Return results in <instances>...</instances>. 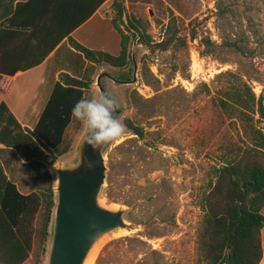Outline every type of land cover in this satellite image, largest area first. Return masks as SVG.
<instances>
[{
	"label": "rangeland",
	"instance_id": "1",
	"mask_svg": "<svg viewBox=\"0 0 264 264\" xmlns=\"http://www.w3.org/2000/svg\"><path fill=\"white\" fill-rule=\"evenodd\" d=\"M118 6L123 9L121 20ZM171 17L176 18L180 33L186 37L189 68L185 77L172 74L171 52H151L139 44L138 35L133 39V32L126 30L127 21H131L140 33L157 43ZM113 21L130 37L127 47L130 61L124 69L95 65L87 97L99 95L95 80L100 73H109L118 80H122L119 76L129 74L128 80H131L133 56L135 83L118 85L103 78L101 84L123 107L122 114L116 117L120 121L135 113L126 102L127 86L144 99H154L158 113L148 120L138 119L145 131L164 138L167 145L147 148L144 140H136L128 131L107 145L104 151L106 178L100 199L108 208L123 211L127 227L108 232L99 239V253L92 264H97L101 255L99 264H199L197 240L203 218L199 200L217 163L219 146L224 139L236 141L238 129L228 124L229 121H223L214 109L213 92L206 97L195 88L204 83L212 89L218 82L216 75L232 71L264 101V0H106L73 39L87 49L117 56L121 39ZM192 30L195 39L190 38ZM201 39H208L216 46L214 54L199 55ZM224 41L241 45L244 54L217 48ZM56 63L76 78L81 77L88 65L76 52L62 54ZM58 68V65L45 66L32 74L37 77L27 85L32 89L37 84L38 101L48 96ZM142 72L151 75L156 82L153 80V84L148 85L141 77ZM39 76L45 80L43 85L38 84ZM257 125L261 127V123ZM84 137L82 125L72 123L67 130L69 152L46 168L52 186L55 169L75 163ZM123 144L121 151L115 149ZM108 155L113 157L111 164ZM47 186L43 170L32 173V192H40ZM107 188L116 202L106 198ZM50 234L49 228L42 264L46 261ZM262 244L264 252V227Z\"/></svg>",
	"mask_w": 264,
	"mask_h": 264
},
{
	"label": "trees",
	"instance_id": "2",
	"mask_svg": "<svg viewBox=\"0 0 264 264\" xmlns=\"http://www.w3.org/2000/svg\"><path fill=\"white\" fill-rule=\"evenodd\" d=\"M105 1L0 0V83L3 76L11 77L38 66ZM117 12L121 20L122 7L118 6ZM113 27L121 39L117 56L87 49L69 39L70 47L81 54L88 65L80 78L67 73L58 75L33 130L21 129L7 107L0 103V145H4L6 151L14 150L18 161L24 162L20 163L24 171L43 170L48 180V186L42 191L22 194L6 178L0 164V264H42L54 207L53 186L46 168L69 152L67 130L70 125H81L70 117V110L77 100L89 95L95 65L124 69L130 61L127 50L130 37L122 33L115 21ZM126 30L133 32V39L138 35L139 44L151 52H171L173 75H188L186 37L180 33L176 18H170L157 43L140 33L131 21H127ZM190 38L195 39L193 30ZM200 44V56L215 53L216 46L210 40L201 39ZM221 47L244 54L243 47L232 41H224L217 48ZM129 76L118 78L128 80ZM141 77L148 85L153 84L151 75L142 72ZM216 80L212 89L201 83L195 91L200 90L206 97L214 93L212 106L223 121L237 127L238 135L236 141H222L207 189L199 200L203 213L197 240L199 264H260L264 227V101L255 96L250 85L236 72L219 73ZM126 92V102L135 112L122 121L127 131L136 140H144L147 148L167 145L164 138L145 131L139 122V119L148 120L158 113L154 99H144L128 86ZM124 147L125 144L115 149L121 151ZM108 158L111 164L113 157L108 155ZM105 195L110 202H116L109 188Z\"/></svg>",
	"mask_w": 264,
	"mask_h": 264
},
{
	"label": "water",
	"instance_id": "3",
	"mask_svg": "<svg viewBox=\"0 0 264 264\" xmlns=\"http://www.w3.org/2000/svg\"><path fill=\"white\" fill-rule=\"evenodd\" d=\"M132 65L131 80H118L109 73H100L95 80L98 93L111 96L101 84L103 78L118 85L135 83L133 56ZM122 112L123 107L119 105L115 116ZM109 143L92 149L84 137L75 163L55 169L54 207L45 264H84L103 235L127 227L123 211L108 208L100 199L106 178L104 151Z\"/></svg>",
	"mask_w": 264,
	"mask_h": 264
},
{
	"label": "crops",
	"instance_id": "4",
	"mask_svg": "<svg viewBox=\"0 0 264 264\" xmlns=\"http://www.w3.org/2000/svg\"><path fill=\"white\" fill-rule=\"evenodd\" d=\"M96 12L86 20L82 25L78 26L73 30L66 38H64L56 48L41 62L38 66H35L27 71H19L14 74V76H3L0 83V103H3L8 111L13 115L14 119L20 125L23 130H33L35 127L39 116L49 98L50 92L53 85L58 79L60 73L67 72L60 63H56L61 55L74 53L75 51L69 45V39H73V36L80 29L85 27L95 16ZM87 26V25H86ZM75 41V40H74ZM76 42V41H75ZM63 50V52H62ZM58 65L59 68L53 74V82L48 96H44V99L38 101L39 93L35 90L37 84L30 89L27 83L31 79H36V74L32 76L33 73L37 72L43 67ZM71 76V75H70ZM38 84L43 85V78L40 76L37 78ZM4 145H0V164L4 168V174L7 179H10L18 188L22 194H29L32 190V173L29 171H24L21 168L20 163H24L22 160L18 161L17 156H15L13 151H6ZM264 252L262 244V260L260 264H263Z\"/></svg>",
	"mask_w": 264,
	"mask_h": 264
},
{
	"label": "clouds",
	"instance_id": "5",
	"mask_svg": "<svg viewBox=\"0 0 264 264\" xmlns=\"http://www.w3.org/2000/svg\"><path fill=\"white\" fill-rule=\"evenodd\" d=\"M119 108L109 95L82 97L70 110V117L79 121L85 132V143L92 149L126 134V125L115 116Z\"/></svg>",
	"mask_w": 264,
	"mask_h": 264
},
{
	"label": "bare ground",
	"instance_id": "6",
	"mask_svg": "<svg viewBox=\"0 0 264 264\" xmlns=\"http://www.w3.org/2000/svg\"><path fill=\"white\" fill-rule=\"evenodd\" d=\"M103 201H104V200H103ZM106 205H107V204H106ZM109 206H110V205H109ZM99 248H100V246L97 245L96 248H94L93 250H91V252H90L89 256L87 257V259H86V261H85L84 264H92V263H93V261H94L96 255H97V253H99V252H98V251H99ZM94 263H95V262H94Z\"/></svg>",
	"mask_w": 264,
	"mask_h": 264
}]
</instances>
